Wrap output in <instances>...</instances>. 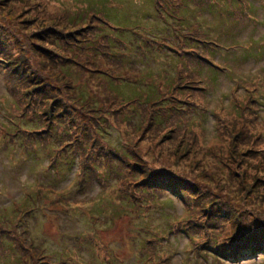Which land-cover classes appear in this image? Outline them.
Returning a JSON list of instances; mask_svg holds the SVG:
<instances>
[{
	"label": "rangeland",
	"instance_id": "1",
	"mask_svg": "<svg viewBox=\"0 0 264 264\" xmlns=\"http://www.w3.org/2000/svg\"><path fill=\"white\" fill-rule=\"evenodd\" d=\"M24 1L0 0V24L7 33V44L1 43L2 48L12 50L15 57L26 59L28 69L35 70L38 56L34 55L31 43L33 32L41 28L36 21H25L24 16L44 2L54 23L52 27L75 35L69 42L72 44L69 54L73 60L71 69L77 78L73 81L71 77V98L64 94L60 83H55V91L48 98H40L38 92H26L20 100L17 94L21 83L16 79V62H12V53L6 57L2 50L1 124L5 125L6 121L3 113L12 116L16 109L14 102L18 100L17 111L21 112L14 114L28 116L31 113V118L33 113H40L42 119L52 118L51 131L63 133L62 137L69 143L63 147L66 149H70L69 145L90 144L88 136L97 137L100 131L111 128L109 136H112L107 138L112 145L120 149L128 146L133 156L139 155L155 169L185 181L191 186L192 195L182 198L168 192L147 209L130 207L128 196L118 201L111 189L103 191L97 181L81 193L73 182L76 168L70 169L64 164L65 160L61 161L57 175L47 171L48 157L55 152L54 144L46 149L39 147L32 155L26 152L19 155L15 149L23 147V137L16 136L20 141L14 145L8 140L9 132L2 131L0 223L14 225L20 221L23 225L26 221L29 237L45 250L44 254L53 264H137L143 261L141 248L152 237L157 239L161 256L170 259L171 264H264V250L259 246H253L260 249L255 255L241 258L248 248H242V243L234 237L239 223L247 228L264 223V0H237L244 1L240 6L235 5L234 0H162L165 8L178 11L176 16L185 21L183 24L166 12L158 18L154 0H29L23 4ZM64 12L84 13L86 17H83L84 22L76 18L58 20ZM92 13L104 21L94 20ZM164 17L170 25L164 24ZM179 25L186 33L198 25L201 27L198 30L205 35L201 39L194 37L189 49L198 48L197 55L205 52L202 58L205 63H195L207 87L205 92L193 90L195 82H189L194 81L193 77L184 76L193 63L189 66L188 62L168 56L184 39L181 31L176 38L175 29L178 30ZM96 35L111 38L115 56L122 54L116 45L122 42L128 47L123 64L107 56L101 62L96 52H104L100 48L106 38L105 42L102 38L96 40ZM152 38L157 40L153 42ZM161 38L166 41L167 55L155 53L159 46L136 54L145 42L157 43ZM85 44L83 52L76 51ZM197 64L200 65L196 68ZM40 66L46 72L50 65L40 63ZM177 70H182L177 97H183V101L168 98L161 108L147 106L163 95L166 85L177 81ZM55 71L46 72L49 80L59 77ZM248 83L253 87L248 88ZM191 85L194 86L192 90L188 87ZM233 86H236L235 93L240 95L244 96L247 90L258 95L260 106L252 105L257 117L247 110L240 120L230 118L234 105L231 100ZM261 92L263 94L259 95ZM184 95H192L189 99L195 105L186 102ZM56 99L61 102H55ZM135 99L136 103H128ZM65 106L73 107L74 111L59 113ZM144 107L148 108L143 112L146 119L156 115L163 121L174 120L168 128L163 122L152 127L146 137L149 143L140 139L147 125L141 120ZM171 128L177 132L196 133L197 139L185 148L190 150L186 159L176 155L171 160L168 157V152L176 147L170 141L171 136L167 137ZM21 131L25 133L24 129ZM162 136L167 137V144L154 146ZM126 168L124 165L123 170ZM159 177L164 178L162 174ZM43 184L55 186V192L44 195L35 207L30 203V207H34L33 218L21 217L12 203L18 201L23 205L24 195ZM195 190L199 195L194 197ZM67 200L69 206H66ZM190 217L195 226L186 230L187 221L180 225L181 219ZM195 240L205 245L210 242L200 255L195 251ZM13 262L0 247V264Z\"/></svg>",
	"mask_w": 264,
	"mask_h": 264
},
{
	"label": "trees",
	"instance_id": "2",
	"mask_svg": "<svg viewBox=\"0 0 264 264\" xmlns=\"http://www.w3.org/2000/svg\"><path fill=\"white\" fill-rule=\"evenodd\" d=\"M28 2L29 0H25L23 4H27ZM234 2L235 5H240L237 0H234ZM162 3V0H155V10L158 13V17H162V14L166 12L170 18H172L173 14L174 20H179V22H182V24L185 23V21H182V19L178 18L179 16H176L178 15V11H174L169 7L165 8L166 6L162 5ZM3 10L6 12L9 11L6 8H4ZM63 14L64 16H61L58 20H64L65 18H76L77 21L82 20V22H84L85 20L83 19L84 13L78 15H70L69 13L64 12ZM39 16L43 18H40ZM92 16L94 20L101 19L104 21V19H102L97 14H93ZM51 19V15L48 12V6L44 2H41L40 5L36 6L34 12L28 11L24 16L25 21H36L37 25H39V27L41 28L40 30L33 32L34 38L32 39L31 43L34 55L38 56L36 61V68L34 71L28 69V64L25 63L26 59H22L21 57L17 56L15 57V55L12 53V50L9 51L7 48H2L1 43L7 44V42H5L7 39V33L6 29L0 24V53L2 52V50H4L3 52L6 53V57L9 56V53H12V62H16V65L14 66L18 70L16 79L21 83V89L17 94L20 100L22 96L26 94V92H38L40 94V98H48L49 95L54 93L55 91V83H60L59 85L62 86L64 94L68 98H71V86L73 85V82H71V77L73 81H75L77 75L71 69L73 60L70 57L69 53H71L70 49L72 44H69V42H72V40L75 39V35H69L68 32L60 30L57 27H55L54 29L52 27V24L54 23ZM50 21L52 22L50 23ZM196 26L197 28L193 27L189 29V33H186L184 31L185 28L179 25L178 32L181 31L184 39L182 43L179 44V47L177 49H171L172 53H168V56H174L180 62H188L189 66L191 65V63H193L191 68L188 67L187 73H185L184 76L186 74L191 75L194 81H189L188 77H186L187 79L185 78V80L189 81L190 83L195 82L194 86L196 89L193 90H198L200 93H202L207 90V87H204V81L197 73V70L195 69V63H205V61L202 59L203 55H205V52L202 51L203 48L200 51L204 53H198V55L196 53L198 48H192L191 51H189L190 44H193V42L195 41L194 37L200 39L205 37L203 32L198 30L199 26ZM199 28L201 29V27ZM95 37L96 40L102 38V36L97 35ZM104 38H106V43H104L100 48V50H104V52H96L97 54H99V56H101V62L102 60H104L103 57L107 56L109 60L111 59L113 61H116L117 63L120 62L121 64H123V60L125 58L124 54L127 51L128 47H126V45L122 42L116 45V48L122 54L115 56L113 54L111 38L106 35ZM104 38H102V41H104ZM154 44H156V46ZM164 44L165 40H162L158 44L145 42L144 45L137 50L136 54H144L145 51L149 50V47L158 48V46H160L159 49L162 50L161 47H165ZM86 47L87 44L82 47H77L76 51L83 52ZM72 54H74V52ZM40 56L41 59L39 60ZM95 56L97 57V55ZM40 63L50 65L49 69L46 72H49L50 69H56L57 71L55 72L56 74H59V77L53 80H49L48 74L41 68ZM199 65L197 64L196 68ZM135 66L136 65L133 63V70H135ZM38 67L42 70H38ZM177 71L175 72L177 81L170 83L169 86L166 85L162 90L163 95L161 94L158 99L147 104V106L151 107L155 105V107L161 108V105H164V101L168 100V98L183 101V97L182 99L177 97V89L180 88L179 78L182 70L178 72ZM133 82H136V80H133ZM194 86L191 85L188 87H190V90H192V87ZM247 86L248 88L253 87L251 83H248ZM261 94H263V92L259 93V95ZM36 96L37 95H35V97ZM184 96L187 100L186 102L195 105V103H193V101L189 99V97H191L192 95ZM257 97L258 95H255L253 90H247L244 96L238 95L234 91L231 97L234 105L232 106V116L230 118H236L240 120V118L246 114L247 110H250L256 115V108H253L252 105H254L255 107L256 104L257 106L259 105V102H257L256 99ZM55 102L60 103L61 101L59 99H56ZM136 102L137 99L129 100L128 103L133 104ZM14 105L16 109H14V111L12 112V116L3 113L2 117L3 119H5L6 117V121L3 122L5 125H2L0 122V133L2 134V131L9 132L8 135L11 137L8 136V140L11 144L14 145L20 141V138L16 136L21 135L23 137V147L21 149H15L16 152H19V155L24 152L32 155L38 152L36 149H38L39 147L43 146V148L46 149L47 147H53V145L51 144H54L55 152L51 153L48 157V162L50 165L49 167H47V171H54L57 175L62 165L61 161L65 160L64 164L69 166L70 169L73 170L74 168H76L75 181L73 182L77 184L79 192L83 193L89 190L97 181V183L102 187L103 191H108L111 189L112 192L116 195L115 197H117L118 201L128 196L126 198H128L129 200L128 202L130 207H147V209H150L151 203L153 204L155 200L160 201L161 197L168 192L174 193L176 194V196L182 198H184V196L186 195H192L190 192L191 186L185 183V181L171 176L170 173H166V171L164 170L155 169L152 165H149L145 161H143V159H140L139 155L133 156V153L128 152V150L130 149L128 146H122L120 149L112 145L111 141H109L107 138V136H109V131L111 130V128L100 131L97 134V137L88 136V141H91L90 144H83L81 145V147H78V144L77 146L69 145L70 149H66L63 147L68 146L69 143L65 139V137H62L63 133L58 134L57 131L53 133L51 131V127L53 126L52 124H54L52 123V118H49L48 120L42 119L39 116L40 113H33L31 118V113L28 116H26L24 113H21L20 116H17V114L14 113L19 108L18 100L14 102ZM236 105H238V107ZM243 106H245V108L242 111ZM65 107L62 108L59 113H62L66 110L74 111L73 107ZM147 109L148 108L144 107L141 111L142 123L144 125H147L143 128L141 133L139 132L140 139H143L144 143H149L146 137L149 135L151 128L155 127L156 124L161 125L163 122L167 125L168 128L174 121L173 119H165L163 121L162 118H158L156 115H153L146 119L143 112H145ZM20 112L21 111H17L16 113ZM26 117L27 119L24 123V119ZM53 119L55 121L56 117H53ZM22 129H24L25 135L22 133ZM87 132L88 131H85V133ZM118 133L120 134L119 131ZM111 136L112 135H110L109 137ZM169 136H171V143H175L176 145L175 149H171L172 151L168 152L169 159L171 160L174 155L180 157V159H186V156L189 155L190 150H185V148L187 147V145H190L192 141H195L197 139L196 133H189L187 131L177 132L176 129L171 128V131L167 133V137ZM167 137L162 136V139L159 140L154 146H157V144H167V142H165ZM148 149L150 148L148 147ZM183 151H185V154L183 153ZM172 152H174V154L171 155L170 153ZM247 152H249V150H247ZM159 155L161 156V154ZM124 165H127V168L125 170H123ZM118 174H121L120 177L117 176ZM159 174H162L164 178L159 177ZM43 185H38V187L33 189L32 192L26 193L24 195V198L22 199L23 205L19 204L18 201L13 202L12 206H14L13 208L15 212L20 213L21 217H23V215H27V217L31 216V218H33L32 210L37 205V203L42 202L41 198L44 195L47 196V194H52L55 192V188H53L55 186L49 185L48 187H45L47 185ZM198 195V192L195 190L194 197ZM61 201L64 202L63 199H60V202ZM30 203L34 207H30ZM69 204L70 201L67 200L66 206H69ZM185 221H187V225L185 226L186 230L194 228L195 225L193 224V218L190 217V219H181L180 225ZM19 222L20 221H17L14 225L13 223L9 222L5 224L0 223V227H2L0 229V247L2 252L8 253V256L13 258V264H53L52 259H50L48 255L44 254L45 250L41 246L35 245L34 241L29 237V232L26 229L27 222L25 221L23 225ZM257 224H254L253 228H247L243 227L241 223H239L236 228L234 237H236V240L239 239V241L242 243V248H248H244L245 252L241 254V258L255 255L256 252H258V250L260 249L264 250V223L259 222ZM251 234L257 235L249 236ZM195 238L196 237H191V239ZM244 241H247V243H245ZM156 243L157 239H155V237L146 240L144 246L141 248V258L143 261H139V263L137 264H171L170 259L161 256V253L157 250ZM209 244L210 242L205 245L201 241L195 240V251L200 255L204 252ZM253 246H259L260 249H254ZM2 255L5 256L7 254Z\"/></svg>",
	"mask_w": 264,
	"mask_h": 264
}]
</instances>
